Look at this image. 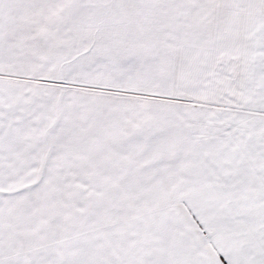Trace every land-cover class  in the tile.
<instances>
[{"label": "snow or ice", "instance_id": "1", "mask_svg": "<svg viewBox=\"0 0 264 264\" xmlns=\"http://www.w3.org/2000/svg\"><path fill=\"white\" fill-rule=\"evenodd\" d=\"M0 264H264V0H0Z\"/></svg>", "mask_w": 264, "mask_h": 264}]
</instances>
